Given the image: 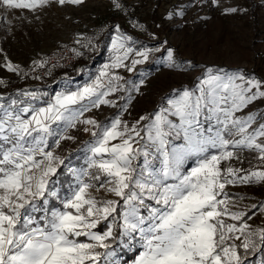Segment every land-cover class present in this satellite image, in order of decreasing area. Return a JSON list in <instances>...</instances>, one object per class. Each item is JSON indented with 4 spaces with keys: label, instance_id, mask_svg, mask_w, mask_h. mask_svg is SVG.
<instances>
[{
    "label": "snow or ice",
    "instance_id": "1",
    "mask_svg": "<svg viewBox=\"0 0 264 264\" xmlns=\"http://www.w3.org/2000/svg\"><path fill=\"white\" fill-rule=\"evenodd\" d=\"M46 2L0 0L6 7L15 8H34L37 3ZM68 2L80 4L83 0ZM125 39L131 38L113 39L112 62L91 84L57 94L46 107L20 109L23 113L31 111L27 118L6 110L0 116V264H101L102 260L112 264L110 258L115 253L110 250L109 240H116L117 227L125 246L132 247L139 238L143 250L133 264H241L238 246L227 241L240 239L236 233L244 234L250 226L225 222L223 217L241 221L246 214L230 211V198L224 189L226 184L237 182L264 183V170L238 176V169L222 170L220 162L233 157L234 153L227 150L230 145L257 149L264 160V144L257 143V137H264V124L249 133L255 117L235 116L252 101L264 97L261 82L245 80L243 75L225 77L209 72L200 81L198 95L184 90L169 99L168 106L162 107L154 118L141 116L131 127L119 117L106 126L93 119L81 120L90 108L115 105L106 97L123 88L119 83L122 78L109 69L125 66L123 61L132 51L125 46ZM148 54L147 50L137 52L141 59H133L132 66L143 63ZM168 58H172L171 50ZM8 68L17 70L11 64ZM127 70L132 71V67ZM74 105H79V110ZM170 116L177 117L179 123ZM201 116L209 122L207 129ZM213 120L222 127L214 130ZM58 121L66 122L68 128L83 123L98 129L92 132L94 140L89 142L88 169L96 170L92 179L99 182L97 192L104 189L118 199H97L89 191L93 185L80 180L81 175H90L89 171L70 169L77 176L76 190L63 202V210L49 213L45 209L37 220L30 212L40 211L38 201L47 205L48 197L57 196L51 188L57 169L65 163L53 151L46 150L47 138L53 135L51 125ZM140 121H147L143 128L138 127ZM141 131L145 136H141ZM225 133L240 138L229 140ZM170 138H182L183 143L173 144ZM66 139L73 137H60ZM60 140L56 141L57 146ZM149 148L159 158L158 168L149 159L153 155ZM210 148L220 149L219 154L206 155ZM191 155L202 158L184 173L181 166ZM141 156L143 165L134 166L133 162ZM148 201H154V206ZM141 209L147 215H142ZM101 223L106 225L103 232L96 230ZM253 235L248 232L240 246L245 250L255 247ZM259 235L264 241V229L259 230Z\"/></svg>",
    "mask_w": 264,
    "mask_h": 264
},
{
    "label": "rangeland",
    "instance_id": "2",
    "mask_svg": "<svg viewBox=\"0 0 264 264\" xmlns=\"http://www.w3.org/2000/svg\"><path fill=\"white\" fill-rule=\"evenodd\" d=\"M126 9L132 13L133 22L139 23H134L132 35L126 25ZM229 9L236 11H227ZM102 24L104 28L101 30L99 50L87 67L82 69V64L76 60L73 65L75 74L59 76L51 72L40 78L33 75V66L43 60L50 50L65 45L72 34L75 35L77 59L76 52L84 35ZM120 36L131 38L125 39L124 43L132 51L128 54V59L123 61L124 67L109 71L122 78L119 83L123 88L106 97L115 101L114 106L101 104L98 108H90L83 113L81 120L93 119L98 125L106 126L119 117L131 127L141 116L154 118L155 113L168 106L169 99L177 97L184 90L198 95L200 81L209 72L225 77L243 75L245 80L260 81L264 90V0H83L80 4L69 3L68 0L63 4L59 0H47L46 3H37L34 8L6 7L0 3V79L22 80L9 90L0 88V116L6 110L27 118L31 111L23 113L20 109L46 107L54 101L57 94L74 92L77 87L83 88L91 84L104 66L112 62L113 39ZM146 50L149 53L148 59L133 67L131 61L141 59L136 53ZM169 50L172 52L171 60L168 58ZM9 64L17 70L10 71ZM20 67H23L21 74ZM129 67H132V71L127 70ZM72 107L79 110L80 106ZM114 113L115 117L107 122L100 121ZM249 114L255 117L248 128V132L253 133L260 124H264V97L252 101L237 111L235 116L246 117ZM169 119L179 123L177 117L170 116ZM200 119L207 129L209 122L204 116ZM146 123L147 121H140L138 127L143 128ZM211 124L214 130L222 127L216 125L215 120ZM51 127L53 135L47 138L46 150L53 151L65 163L57 169L56 182L51 188L57 192V196L48 197L47 205L38 201L40 211L30 214L39 220L45 214V209L49 213L53 209L63 210V202L70 198L78 186L77 176L70 169L89 171L90 175H81L80 180L93 185L89 191L97 199H118L104 189L97 192L99 182L92 179L97 174L96 170L88 169L91 156L89 142L94 140L92 132L98 129L83 123L68 128L64 121L55 122ZM85 128L89 131H84ZM62 135L73 139L60 140ZM141 136H145L144 131H141ZM225 138L233 140L240 137L225 133ZM57 140H60L59 146L56 145ZM141 143L145 141L141 140ZM172 143L178 145L183 140L172 139ZM257 143L264 144V137H257ZM227 150L234 155L220 162L222 170L228 167L238 169V176L264 170V160L260 159L259 150L231 145ZM149 151L153 153L149 156L153 167L158 168V156L153 149L149 148ZM219 152L218 148H210L206 155ZM200 158L202 157L196 155L186 157L181 171H190ZM143 159V156L139 157L133 162L134 166H142ZM224 191L230 198V211L246 214L241 221L223 217L225 222L235 223L237 227L241 222L250 226L244 234L236 233L240 239L228 240L227 243L238 246L241 264H264V241L259 235V230L264 229V183L253 180L249 183L226 184ZM219 198L224 199L223 196ZM148 203L153 206L155 204L154 201ZM141 214L147 215V211L141 209ZM96 230L103 232L106 225L101 223ZM115 231L116 240H109L112 245L110 250L115 253L110 258L112 264H133L135 257L143 250L139 238L137 237V242L132 247H127L120 241V229L117 227ZM248 232L255 233L251 237L255 247L245 250L240 245ZM101 264L105 262L102 260Z\"/></svg>",
    "mask_w": 264,
    "mask_h": 264
},
{
    "label": "trees",
    "instance_id": "3",
    "mask_svg": "<svg viewBox=\"0 0 264 264\" xmlns=\"http://www.w3.org/2000/svg\"><path fill=\"white\" fill-rule=\"evenodd\" d=\"M126 16H127L125 19L127 22L126 25L129 26L130 31H131L130 34L132 35L133 30H135V28L133 27V26H135L134 23H137V24H139V23L136 21L133 22L132 13L129 11V9H126ZM103 28H104V25L102 24L100 26L94 27L90 32H88L87 34L84 35L83 42L81 43L79 50H77V52H76L77 53V61L82 64V66H81L82 69L89 65V62L91 61V59L98 52L99 46H100L99 42H100V39L102 37L101 30H103ZM22 72H23V67H20L19 68V74H21ZM67 73L75 74L76 70L72 66L71 68H69ZM0 81H2V83H0V88L3 87L5 89L9 90V89L13 88L15 85L20 84V82L22 80L19 81L16 79H0ZM113 117H115V113L107 115L106 117L102 118L100 121L101 122H107L108 120L112 119Z\"/></svg>",
    "mask_w": 264,
    "mask_h": 264
},
{
    "label": "built area",
    "instance_id": "4",
    "mask_svg": "<svg viewBox=\"0 0 264 264\" xmlns=\"http://www.w3.org/2000/svg\"><path fill=\"white\" fill-rule=\"evenodd\" d=\"M75 35L72 34L66 40V44L54 50H50L43 60L37 62L32 69L36 77H45L51 72L59 76L66 74L69 68L76 63V54L74 49ZM80 89L77 87V90Z\"/></svg>",
    "mask_w": 264,
    "mask_h": 264
}]
</instances>
